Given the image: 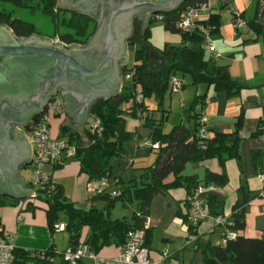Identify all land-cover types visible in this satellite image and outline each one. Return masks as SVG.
<instances>
[{"label":"trees","instance_id":"1","mask_svg":"<svg viewBox=\"0 0 264 264\" xmlns=\"http://www.w3.org/2000/svg\"><path fill=\"white\" fill-rule=\"evenodd\" d=\"M34 0H0V2H10L20 7H37L44 13L51 16L56 24L60 25L58 10L56 7L58 0H36L35 5H31ZM207 0H185L177 10L170 13H162L158 19L153 16L150 24L142 31L140 19L134 22V33L128 41L129 46L137 45L133 52V62L122 68V74L131 72V78L122 83V87L117 96L108 100L99 99L95 102L90 116L99 121V131H92L89 127L85 129L87 143L80 141L77 132L70 131L68 126H61V136H67L68 141L76 147L73 158L79 161L80 172L88 176V180L99 179L104 174H108L112 179V185L119 191L117 196L109 193L93 194L90 199L95 201L103 199L106 204L103 208L91 205L88 209L78 207L69 200L65 194L63 186L54 182L49 175L48 181L41 187L34 188V196L26 201L27 208H36L37 202L45 203L44 211L47 226L51 231L57 221L59 210H64L68 216L64 224L65 231L69 235V246L76 247L80 244L81 230L87 226L90 233L85 240L89 249L98 253L104 246H122L128 233L136 228H141L148 218L150 202L154 195L173 187L184 186L187 195L198 185L221 187L227 184L228 175L225 169V162L234 159L241 169L240 141L242 122L244 118L243 110L236 115L234 129L228 132H215L210 135L205 147H201L198 135V116L200 111L194 112L195 124L189 127L184 123H177L168 132H163L160 124L154 127L150 135L152 141H158L159 147L154 149L156 157L152 164L142 167L138 178L123 180L121 176L111 175V159L121 157L126 154L125 143L134 137V132L125 127L126 116L143 117L147 106L144 99L153 93L158 94L160 99L168 91L170 79L177 74H189L192 84L206 83L211 85L214 91H224L226 94L236 96L242 89L241 84L234 79L229 72L227 64L209 66L204 58V36L198 31H182L176 27V22L182 15L185 7ZM261 5V0H258ZM256 19L247 23L256 26ZM160 20L163 29L173 33H178L181 40L178 44L164 43L161 48H155L150 42V25L152 21ZM92 22V28L88 29V23ZM207 22L211 25L219 24V14H211ZM0 24H6L17 36H29L35 33L33 24L14 17L9 11L0 10ZM61 24L68 30L58 33L59 37L66 43L83 44L95 27V20L89 16L77 12H70L67 20L61 19ZM258 27V26H257ZM141 92L143 99L141 102H133L137 92ZM206 95H196L190 108L203 104ZM63 112V111H62ZM57 113L54 117L59 116ZM40 116V115H39ZM39 116L35 119L38 120ZM91 120V121H92ZM90 121V122H91ZM264 126V106L263 113L259 119L256 130L252 136L259 137ZM210 130V129H209ZM210 158H216L221 166L220 171L205 170L204 179L199 181L195 176H183L182 170L187 162H203ZM251 162L254 171L264 173V146L252 149ZM61 166L55 164L54 169ZM24 166L23 168H26ZM172 174L174 179L165 182L166 177ZM31 184V183H30ZM238 196L232 205L230 215L226 216L225 226L235 233L234 237L226 240L223 234L220 244H208L204 253L203 264H264V231L259 236H247L243 233L245 228L246 206L253 197L262 196L264 192L251 194L244 186L237 188ZM13 198L0 195V205L5 204ZM123 201L125 205L136 202V209L132 214V221L125 218L113 219L110 216L112 206L116 201ZM13 201H20L13 199ZM209 213L211 215L223 214V201L216 198L212 191L207 194ZM183 221L187 224L189 231L195 232L199 224L193 225L187 220L188 203L185 199ZM5 238V236H2ZM151 230H145L144 245L147 247L151 240ZM82 243V242H81ZM148 248V247H147ZM55 250L30 252L14 246L13 264L17 261L35 259L40 264H52L51 258L56 255ZM61 255V252L59 253ZM65 262V261H64ZM65 264H67L65 262Z\"/></svg>","mask_w":264,"mask_h":264},{"label":"crops","instance_id":"2","mask_svg":"<svg viewBox=\"0 0 264 264\" xmlns=\"http://www.w3.org/2000/svg\"><path fill=\"white\" fill-rule=\"evenodd\" d=\"M208 1L211 5V14H219V24L217 27L213 25L214 28L211 30L209 37L219 52V56H215L210 50L205 49L204 58L207 60L209 66L227 64L230 75L242 86L240 93L236 96L229 97L226 92H216L211 85H207L206 83L192 84L189 74V82L187 84L184 74H177L175 77L179 78L182 83L180 90L174 92L170 89L169 85V89L164 93L162 99H160L158 94L156 95L159 97V104L167 105L169 109H171L173 104L178 103V107L182 108L184 113L181 117L179 115V121L177 123L181 122L189 127H193L195 124L193 113L202 110L209 118V129L212 135L215 132L232 131L234 129L236 115L240 110H243L244 118L240 131L242 136L240 141L241 169L234 159L227 160L225 162V169L228 175L227 184L221 187H212V193L217 199L223 201L222 215L228 216L238 196L237 188L240 185H244L253 195L263 191V184L259 179V174L262 173L254 171L251 162V151L252 149L264 146V126L262 134L259 137L252 136L262 116L264 106V2H261V5L258 4V0H251L248 3V9L254 10L253 17L248 19L244 10L236 7L228 8L230 14L227 18L222 16V10L228 3L234 0L223 5L222 0H218L219 5L216 3L217 1ZM216 6L218 7L216 8ZM232 9H237L246 22L258 16V19L255 20L257 25L253 26L247 23L242 28L234 29L231 24ZM152 34L151 30L149 42L158 49L166 42L178 44L181 40L178 33L163 29V42L161 44H155L151 39ZM131 47L134 48V52L137 45ZM167 93H169L170 97L171 95H175V98H169V101L166 103ZM202 94L206 95L204 103L196 105L194 109H188L194 97ZM144 103L147 106V111L144 112L143 117L127 115L131 117L126 119L125 127L127 130L134 132V137L125 143V155L111 159L112 176L118 175L123 178L124 171L127 168H132L130 178H135L134 168H139L141 172V168L152 164L156 157V151L154 149L140 147L138 141L141 139H150L154 127L158 124H160L163 132H168L172 126L177 124L174 123L168 130H164L165 125H163V121L169 117L166 114L168 110L164 108L165 113L158 119L149 112L150 107L146 103V99H144ZM168 112L170 113V111ZM89 117L90 114L82 125L73 126L69 124V120L63 110L62 114L53 117L51 134L54 137L61 136V126L65 125L70 128V131L78 133L80 141L87 143L88 139L85 129L88 127ZM63 137L68 140L67 136ZM73 160V157L69 158L62 154L58 160L46 164L44 171L50 175L54 182L60 183L61 185L63 184V181H61L63 176L68 175L70 185L72 186V198L70 200L75 202L74 195L76 192H86V194L84 193L86 198H90L92 193H90L87 187L89 181L88 176L80 172L79 161L77 160L75 162ZM59 163H61V166L54 169V165ZM29 165L32 169V165ZM206 169L220 171L221 166L216 158H210L199 163L187 162L181 174L183 176H195L197 180L202 181ZM173 179L174 176L169 174L165 182H170ZM30 183L31 180L29 183L25 181L26 187L32 189V183ZM186 197L187 192L184 186L169 188L153 196L147 218L148 227L152 235L150 243L147 246L148 256L151 260L165 264H203L204 253L208 244H220L223 234L229 231L225 225L219 224L212 226L207 220L201 221L195 232L189 231L187 224L182 218L185 211L184 203ZM31 198L32 195L30 197L13 198L19 199L20 201L17 202L11 199L5 204L0 205V237L12 236L15 247L35 252V254L48 248L55 250V252H62L69 246V235L68 237L61 236L57 232H64L65 230L51 231L49 229L44 211L45 203L37 202L38 205L36 208H27L26 201ZM123 207H127L128 210L126 211ZM135 209L136 202L135 205L133 203L125 205L123 201L120 204L115 202L110 211V216L113 219L125 218L129 222H133L132 214ZM263 231L264 197L255 196L246 206L245 228L243 233L247 236H259ZM89 233V228L83 226L79 239L80 243L85 242ZM118 250L119 246L112 244L101 248L98 254L104 257H112L116 255ZM163 252H165L164 255ZM59 253H56L52 257V264H65ZM14 264L40 263L31 258L17 261Z\"/></svg>","mask_w":264,"mask_h":264},{"label":"water","instance_id":"3","mask_svg":"<svg viewBox=\"0 0 264 264\" xmlns=\"http://www.w3.org/2000/svg\"><path fill=\"white\" fill-rule=\"evenodd\" d=\"M184 1L58 0L57 8L95 20L83 44L66 45L37 33L17 37L0 24V195H32L20 175L32 162L30 142L20 128L57 93L69 124L82 125L97 100L120 92L135 20L140 19L143 31L153 16L175 11Z\"/></svg>","mask_w":264,"mask_h":264},{"label":"built area","instance_id":"4","mask_svg":"<svg viewBox=\"0 0 264 264\" xmlns=\"http://www.w3.org/2000/svg\"><path fill=\"white\" fill-rule=\"evenodd\" d=\"M211 14L210 2L204 1L196 3L195 5L184 8L181 17L176 22V27L182 31H198L204 36V48L210 50L215 56H219L214 44L210 40V32L214 28L207 20ZM232 20L231 24L234 29H239L246 26L247 22L237 9L231 10ZM158 19L161 15H156ZM53 41H62L58 35L51 38ZM66 45L68 43H65ZM264 56V50H263ZM131 72L123 75V81L131 78ZM181 80L175 76L170 79V89L174 92L180 90ZM143 99L142 93L137 92L133 102H141ZM63 111V101L59 94L50 98L46 103L44 111L40 114L37 121L33 120L26 131V136L32 148V178L33 186H42L48 181L49 175L45 173L44 166L58 160L62 154L71 158L75 155L76 147L70 143L65 137H54L50 130V121L55 114ZM198 135L201 147H205V143L210 138L209 118L201 110L198 116ZM88 127L92 131H99V121L93 119ZM140 147L150 149H157L159 147L158 141L150 139H141L138 141ZM259 179L263 184L264 192V174H259ZM117 179H112L107 173L99 179L89 180L87 183L88 190L93 194L109 193L112 196H117L119 191L112 182ZM212 191V186H204L198 184L192 192L187 195L186 201L188 203L187 220L189 223L196 225L201 221H209V224L225 225L227 218L225 215H211L209 213V205L207 201V194ZM34 188H32V196H34ZM56 230H63V223H55ZM148 228V221L146 220L141 228L131 230L127 235L126 242L119 247L116 255L112 257L100 256L98 253L89 249L85 243H80L76 247L68 246L61 252L63 261L67 264H165L159 261H153L148 256V248L144 245L145 230ZM235 233L231 230L225 233L222 242L225 243L227 239L234 237ZM13 237H0V264H13ZM165 252H163V255ZM52 260V258H51ZM170 264V263H168Z\"/></svg>","mask_w":264,"mask_h":264},{"label":"rangeland","instance_id":"5","mask_svg":"<svg viewBox=\"0 0 264 264\" xmlns=\"http://www.w3.org/2000/svg\"><path fill=\"white\" fill-rule=\"evenodd\" d=\"M213 1H215V2L217 1L216 3L219 5L218 0H213ZM249 2H251V0H234L231 3H228L221 12L222 16L227 18L230 14L228 8L236 7L240 10H244L245 15L248 19L252 18L253 14H254V10H251L250 8L248 9V3ZM30 3H31V5H35L36 0L31 1ZM217 4H215V5H217ZM217 7L218 6H216V8ZM0 10L9 11L14 17L33 24L34 29L36 31L35 33L42 35V36L53 38L58 33H63L66 30H68L66 26L61 24V19L67 20L70 16V12L67 9H59L58 10V19L60 20V25L58 27H56V24L50 15L44 13L42 9L37 8V7H34V8L20 7V6H15L10 2H0ZM92 26H93L92 22L88 23V29L92 28ZM150 29L152 30V33H153L152 38H151L153 43L161 44L163 42V40H162L163 39L162 22L160 20L152 21V23L150 25ZM133 49L134 48H132L130 46L129 50H128V65H131L132 60H133ZM184 76H185L186 83L188 84L189 75L184 74ZM191 86H194V85H191ZM169 98H175V95H171V97H170L169 93H167L166 94V103L169 101ZM146 103L149 104V107H150L149 112L152 113L153 115H155V118L159 119L162 117V114L165 113L164 108H165V110L167 109L168 111H170V113L168 111L166 112V114L169 116L168 119L167 120L165 119L163 121V125H165L164 130H168L171 127V125H173L174 123H177L179 121L178 120L179 115L181 117V116H183V113H184V110L182 108L178 107V103L173 104L171 109H169V107L167 105L164 106L162 104H159V97H157V95L155 93H153L152 96L146 98ZM130 117L131 116H126V119H129ZM91 120H92V118L90 116L89 120H88V125H89ZM52 121H53V117L51 119V125H50L51 132H52V126H53ZM73 161L77 162V159L74 158ZM134 170H135V178H138L140 175V169L135 167ZM131 174H132V168H127L123 173L122 179L126 180V179L130 178ZM21 176L25 179V181L27 183H29V181L32 178V169H31L30 165L21 170ZM126 176H127V178H126ZM61 181H63L62 185H63V189H64V194L70 200L72 198V194H71L72 186L70 185L69 176L68 175L63 176ZM84 193L86 194V192H84ZM84 193H81L80 191H78L74 195V198L76 199V200H74L75 201L74 203L78 207L88 209L91 205H94V206L101 209L105 206V204H106L105 200L97 199L95 201H92L89 197L86 198ZM116 202H118V204L122 203V201H120V200H118ZM133 205H135V202H133ZM123 208L126 211L128 210L127 207L126 208L123 207ZM67 219H68V216H67L66 212L62 209L59 210L58 215H57V221L65 224L67 222ZM57 232H59V234L61 236H67L68 237L67 231H64V232L57 231Z\"/></svg>","mask_w":264,"mask_h":264},{"label":"flooded vegetation","instance_id":"6","mask_svg":"<svg viewBox=\"0 0 264 264\" xmlns=\"http://www.w3.org/2000/svg\"><path fill=\"white\" fill-rule=\"evenodd\" d=\"M261 2L263 3L264 1L263 0H261ZM72 11V10H71ZM70 11V12H71ZM72 12H75V11H72ZM78 13V12H77ZM58 35V34H57ZM59 36V35H58ZM61 39V38H60ZM62 42H64L63 40H62ZM64 43H66V42H64ZM75 43H77V42H75ZM68 44H70V43H68ZM57 94H59V93H57ZM60 95V94H59ZM61 96V95H60ZM64 110V109H63ZM44 111V110H43ZM38 117V116H37ZM37 117H35L33 120H35ZM33 120H31V122L33 121ZM31 122L28 124V126L26 127V128H20V130L21 131H23L24 133H26V131L28 130V128H29V126H30V124H31Z\"/></svg>","mask_w":264,"mask_h":264}]
</instances>
